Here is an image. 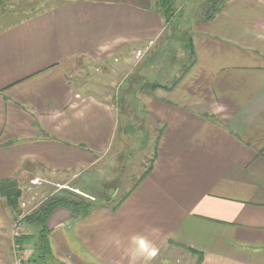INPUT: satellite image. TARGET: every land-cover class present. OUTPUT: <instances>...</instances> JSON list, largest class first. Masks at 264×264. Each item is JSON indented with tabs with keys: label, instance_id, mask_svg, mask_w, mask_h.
Here are the masks:
<instances>
[{
	"label": "crops",
	"instance_id": "crops-1",
	"mask_svg": "<svg viewBox=\"0 0 264 264\" xmlns=\"http://www.w3.org/2000/svg\"><path fill=\"white\" fill-rule=\"evenodd\" d=\"M157 2L54 0L0 26V182L44 185L35 213L58 194L92 198L93 178L116 184L144 147L149 164L125 194L107 187L85 216L51 212L59 262L264 264V0L193 17L177 65L160 51L145 67L176 19L166 23ZM80 60L95 67L96 88L72 77ZM136 120L153 128L131 153ZM11 244L9 233L0 264H15Z\"/></svg>",
	"mask_w": 264,
	"mask_h": 264
},
{
	"label": "rangeland",
	"instance_id": "rangeland-1",
	"mask_svg": "<svg viewBox=\"0 0 264 264\" xmlns=\"http://www.w3.org/2000/svg\"><path fill=\"white\" fill-rule=\"evenodd\" d=\"M114 1V0H110ZM207 0H179V3L177 4V14H176V19L175 22H173V26H170V30L168 32V35L170 37V40L165 41L163 43L167 44L166 46L167 50L163 48V45L161 46V41H158L156 46L152 47L153 45L150 46V48H153V53L146 58L145 63L143 64L145 67L148 66L150 62H154L156 59L161 60L162 59V54L160 51H162L163 54H167V62L169 63L170 60L172 62L173 60V67L177 65L176 59H180L182 57V53L184 52L186 54V37L188 35L187 27L189 26L190 22L194 19L193 17L198 16V14L194 15V13L198 12V9L203 3H205ZM54 0H0V26L4 25H11L14 23H17L19 21H22L26 18L32 17L34 15H37L40 12L45 11L46 9L54 6ZM202 7L200 8L199 13L201 12ZM196 11V12H195ZM167 38V37H165ZM164 40V39H163ZM161 47V49H160ZM184 58L182 61H184ZM170 59V60H168ZM157 62V61H156ZM189 64V63H188ZM155 66V65H154ZM156 67V66H155ZM162 71V78L161 79H166L165 74L167 70V63H159L158 66L154 69V72L157 73L158 71ZM95 72V67H91L87 62L79 61L76 65V71L72 75L74 79H76L77 83H80L81 81L84 82H91L92 88H96L94 85L97 84L96 81H94L95 75L93 74ZM76 73V74H75ZM179 70H177L174 73L175 78L177 79L176 76H179L180 74ZM78 74V75H77ZM173 79L172 81L176 80ZM79 79L81 81L79 82ZM158 81V80H157ZM132 84V81H130ZM160 83V82H158ZM132 86V85H131ZM130 86V87H131ZM145 86V85H144ZM153 88V89H152ZM158 87L155 88V86L152 83L147 82L145 86V91L147 89H157ZM111 91L114 92V95L118 96L121 92V90H118V88L114 87L113 89H110ZM112 95V94H111ZM116 98V97H115ZM127 104V103H126ZM123 103V107L126 106ZM132 102L129 103L131 105ZM140 125L137 126L138 131L134 132V145H131L129 148V151L131 153H137L138 150H136L135 146L138 147V149L141 147L140 144L142 143L145 144V141L148 140V134H149V129L152 126L148 125V122H145L143 124L142 120H136ZM142 126L144 127H141ZM151 125H153L151 123ZM155 134V133H154ZM154 134L152 136H154ZM147 135V136H146ZM141 152L137 154L138 160L134 161V163L129 164L128 162H125L126 166H129V168L123 173V175L120 177L119 181H117L116 184L114 185H104L103 183L95 182V178L92 180L94 181V184L90 187L87 188L88 191H91L92 198L86 197V200L88 203H97L101 199H107L109 198L108 195V188L107 187H114L116 188L117 185L120 188V194L118 195V198L125 194L133 185L134 181L137 179V174L140 172V169L142 171L143 168L147 167L149 164V157L147 158V155H145V149L144 147H141ZM129 151L124 154V159H126V156L128 155ZM136 156V157H137ZM147 159H146V158ZM146 159V160H145ZM141 160V161H140ZM132 161V158H131ZM140 161V162H138ZM132 165V166H131ZM90 176L87 175V178ZM29 180L27 181H22L25 182L24 184H18V189L20 191L19 198H18V205L15 207V209L7 204L6 199L2 198L0 195V228L1 229H8L10 232V236L12 237V229L16 221L20 220L22 218L21 214H28L31 213L34 209H36L41 201H44V198L48 195V193L45 191L44 185L40 186L39 189L33 187L31 183H29ZM84 182L86 181L83 180ZM82 181V182H83ZM81 182V188L86 189L87 185H83ZM89 186V185H88ZM24 187V188H22ZM22 188V189H21ZM91 188V189H90ZM118 188V190H119ZM80 189V190H82ZM115 190V189H114ZM113 190V191H114ZM104 191V193H101ZM23 192V193H22ZM106 192V194H105ZM100 198V199H99ZM21 212V213H20ZM20 213V215H19ZM24 216V215H23ZM20 218V219H19ZM22 220V219H21ZM11 221V222H9ZM10 225V227H9ZM34 228L33 226H31ZM36 227V226H35ZM32 233L31 228H28L26 230V233ZM8 232H0V241L1 240H6V236L9 235ZM12 245V244H11ZM12 250V249H11ZM29 259V258H28ZM172 264H182L177 262L176 260H172Z\"/></svg>",
	"mask_w": 264,
	"mask_h": 264
},
{
	"label": "trees",
	"instance_id": "trees-1",
	"mask_svg": "<svg viewBox=\"0 0 264 264\" xmlns=\"http://www.w3.org/2000/svg\"><path fill=\"white\" fill-rule=\"evenodd\" d=\"M228 1L230 0H207L199 7L198 12L194 13V15L198 14V16L194 18H202L201 20L204 21L211 20ZM178 3L179 0H158L156 9L162 15L166 23L171 22L176 16V6ZM201 7L202 10L199 13ZM0 195L2 198L6 199L9 206L15 209L18 205L17 201L19 195H21L18 189V183L13 180H4L0 182ZM93 206L94 204L88 203L86 199L77 194H58L47 199L35 213L25 215L21 222L28 228H31L32 233H25L17 242L21 245H30L32 254L28 259L29 263L62 264L53 255L46 227L47 219L54 209L58 207H68L73 209L76 215H80L81 213L85 216L90 212Z\"/></svg>",
	"mask_w": 264,
	"mask_h": 264
},
{
	"label": "built area",
	"instance_id": "built-area-1",
	"mask_svg": "<svg viewBox=\"0 0 264 264\" xmlns=\"http://www.w3.org/2000/svg\"><path fill=\"white\" fill-rule=\"evenodd\" d=\"M142 56V53L137 54L138 58ZM21 219L15 222L12 229V252L15 264H30L24 250V245L17 242L25 234V225L22 224Z\"/></svg>",
	"mask_w": 264,
	"mask_h": 264
}]
</instances>
